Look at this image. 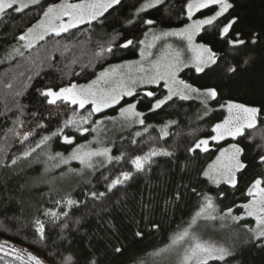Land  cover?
Returning <instances> with one entry per match:
<instances>
[{"label": "trees", "instance_id": "trees-1", "mask_svg": "<svg viewBox=\"0 0 264 264\" xmlns=\"http://www.w3.org/2000/svg\"><path fill=\"white\" fill-rule=\"evenodd\" d=\"M60 2L61 0H42L40 5L31 6L23 13L9 10L8 15L0 20V244L4 245L3 250H0V264H23V261L14 258L16 253L11 251L13 248L19 250L25 260V254L32 253L45 264H59L61 254L67 256L71 252L82 255L90 243L99 245L98 238L91 241L87 238L93 232H99L100 236L106 235L105 230L97 225L95 217H89L82 223L77 234L71 230L62 232L61 225L65 218L61 217L59 222L52 224L49 217L42 215L43 211H59L60 207L55 205V200L61 197L67 198L70 195L72 199L81 201L87 199L85 193L89 191H104L103 176L113 179L120 171H132L127 157L142 155L153 146L174 151L175 156L154 158L156 162L146 175L137 174L129 182L126 189L127 207L123 211H113L106 217L119 228L125 244L124 252L109 255L106 264H178L166 263L163 256L159 259L155 257L163 254L175 235L185 229H192L193 225L191 228L189 226L202 197L193 193L191 188L195 186L197 191L214 198L218 192H226L223 200L216 199L220 215L228 207L233 209V215H240L242 211L239 205L247 203L249 198L245 194L247 187L264 173V168L257 165V153L260 151L258 145L264 143L260 139L264 133V124L258 123L257 129L247 130L248 139L241 137L235 141L228 139L220 143L210 141L209 152L198 151L194 158L186 151L197 139L213 135L212 126L226 116L225 110L219 108V104L225 99L254 103L257 106L264 100V59L252 66H243L244 70L237 79L244 87L235 89L230 94L222 93L218 101H210V111L207 114L201 101L197 99L172 98L160 109L150 111L157 99L164 98L165 91L162 86L148 87L137 90L134 96L122 98L113 107L93 113L89 122L83 124L88 129L87 132L80 133L72 127L65 128L63 134L71 136L73 144H65L63 136H54L25 158L24 151L35 148L42 136H51L52 132L62 127L63 121L70 118L68 114L75 111L77 116L84 117L91 111L89 105L80 109L64 104L68 107L67 115L50 116L51 105L39 97L37 89L45 86H69L73 83L83 85L93 80L106 67L135 60L139 45L128 49L120 48L119 45L126 38L143 39V33L148 30V26L141 25L139 21L132 26H123V18L131 15L138 0H122L116 10L110 9L109 13H105L106 19L101 17L103 24L95 21L91 25L73 28L60 36L49 35L32 48L21 52L23 55H13L11 52L19 45L18 37L41 19L44 8L51 3ZM185 3L186 0H165L160 11L149 10L144 18L158 21L153 26L154 30L182 27L187 23ZM236 11L245 18L249 28L260 30L264 26V0H238ZM197 16L202 15L198 13ZM116 32L120 35L113 44V53L96 57L99 46L111 43ZM202 37H197L198 43L211 42L221 55H227L229 62L242 64L243 57H236L234 60L224 43L215 35L202 34ZM252 55L259 56L260 50L257 49ZM179 78L196 87L217 82L214 75L197 74L191 68L180 72ZM147 91H152L155 95L146 97L144 93ZM129 103H136V110L144 114L145 124H128L121 131H114L106 143L108 145H104L111 148L114 156L127 153L125 161L100 167L82 178L61 181L63 173L74 169V166H63L58 158L50 160L49 156H55L59 152L67 157L79 145L89 143L93 137L92 129L100 126L97 122L117 117L120 109L127 107ZM170 121L173 123L167 128L168 136L161 137L160 128ZM38 124L43 127H39L27 141L22 143L18 140L20 126L36 127ZM136 132L141 135L136 136ZM133 140L136 141L135 144L132 143ZM230 143H239L245 148L243 159L249 163V167L240 176L236 190L224 184L216 188L199 175L215 158L219 148ZM13 159L17 160L15 165L11 163ZM185 185L188 187L185 188ZM177 191L181 194L179 200L175 199ZM145 204L151 209L150 216H146L143 210ZM91 205L92 201H89V207ZM81 211L72 209L70 216L74 214L78 217ZM36 218L45 221L48 239L44 242L39 241L35 232L33 222ZM133 221L147 225L143 228L142 238L133 237L132 233L136 230ZM149 221L155 222L159 227L152 228ZM108 234L110 235V231ZM62 235L66 239H61ZM53 241L57 243L54 244ZM235 247L240 251L241 264H264V251L259 248L244 243ZM210 264L221 262L214 261Z\"/></svg>", "mask_w": 264, "mask_h": 264}, {"label": "snow or ice", "instance_id": "snow-or-ice-1", "mask_svg": "<svg viewBox=\"0 0 264 264\" xmlns=\"http://www.w3.org/2000/svg\"><path fill=\"white\" fill-rule=\"evenodd\" d=\"M40 4L41 0H0V20L8 15L9 10L15 13H23L30 6ZM121 4L122 0H80L79 3L61 0L60 3H51L43 9L41 19L28 27L18 39L25 42L23 45L25 49H30L35 42L43 40L47 35L60 36L61 33H67L70 29L77 28L82 24L91 25L94 21L103 24L104 20H101V17H105V13H109L110 9L116 10L117 6ZM162 5H165V0H138V4L134 7L131 15L123 18L122 23L125 27L132 26L137 21L141 25L148 26V30L143 33V39L126 38L119 45L123 49L134 48L139 45L140 60L112 65L100 72L97 78L87 85L73 83L69 86H45L37 89L39 97L48 105L66 102L71 105H78L80 109L89 104L92 108L88 115L84 117L77 116L73 111V115L65 119L62 127L52 132L51 136H42L36 143L35 148L24 151L23 156L25 158L54 136H63L65 144H73L74 139L63 134L65 128L72 127L77 132H87L88 129L84 128L83 124L89 122V118L93 113H99L105 108L118 104L124 96H134L136 88L141 85L158 84L160 81H164V86L167 88V95L163 99H157L152 104L150 111L160 109L174 96H178L181 100H187L194 95L200 99L205 114L210 111V101H218L222 93L227 92L230 94L233 90L244 87L237 79L241 71L244 70L243 66H252L258 60L264 59V26L260 30L249 28L245 18L236 11L238 0H186L184 12L190 23H186L179 28L156 31L153 26L157 25L158 21L152 18L145 19L144 14L148 13L149 10L160 11ZM196 13H201L203 18L193 19ZM202 34L204 36L215 35L219 41L224 43L228 53L232 54L234 60L236 57H243L242 64L240 62H229L227 55H221L212 46L211 42L197 43L196 38L202 37ZM119 35L120 33L116 32L111 43L101 44L95 56L104 57L105 54L113 53V44ZM172 37L184 42L185 47L183 49L176 48L168 43L169 38ZM158 43L161 49L160 55L153 59L151 49L156 48ZM257 49L260 50V55H252ZM15 51L23 55L19 49H15ZM187 67L193 68L197 74H212L217 82L204 87H196L191 83L178 79L179 73ZM122 69H128L129 71L123 72ZM132 69H135V71L133 72ZM102 84L114 86L101 87ZM262 88H264V82H262ZM144 95L151 98L155 93L147 91ZM219 108L225 110L227 115L221 122L212 126L211 133L214 135L197 139L192 146L186 149L191 157L194 158V154L198 151L209 152L210 141L219 143L229 137L234 141L241 137L248 139L247 130L257 129L258 123L264 124V100H261L257 106L254 103L225 99L223 103L219 104ZM136 109V103H129L127 107L120 109V116L129 124L144 125V114ZM100 123L102 121L97 122V124ZM171 123L173 122L170 121L160 128L161 137L168 136L167 128ZM38 127H43V125L38 124ZM92 130L96 131V128ZM145 131H147V127ZM34 134L33 132L25 134L22 143ZM135 135L140 136L141 133L136 132ZM260 139L264 141V133L261 134ZM132 143L135 144L136 141L133 140ZM258 147L260 151L257 153L259 157L257 165L264 168V143H261ZM111 153V148L91 149L85 145H79L73 149L68 157H64L62 153L57 152L55 156L50 155L49 159L58 158L64 164L69 163L71 160H78L83 168L95 170L98 165L107 167L114 162L119 164L121 161H125L127 156V153L124 152L118 156ZM244 155L245 148L239 143H232L221 149L215 160L203 168L199 175L208 183L215 185L216 188H220L221 184H224L236 190L240 176L249 167V163L243 159ZM174 156V151L154 146L142 155L128 156L127 159L130 161L133 170L120 171L113 179L103 176L104 191H89L85 193L87 199L81 201L72 199L70 195L67 198L61 197L55 200V205L60 207L59 211L45 209L42 215L49 217L52 224L59 222L61 217L65 218L61 225L62 232L71 230L79 234L82 223L86 222L89 217H95L97 225L104 229L106 233L105 236H100L99 232L91 233L87 238L90 241L98 238L99 245L90 243L82 255L71 252L67 256L61 254L59 264H106L109 255L122 254L125 250V244L121 239L120 230L106 217L113 211H123L127 207L128 192L126 189L135 175H146L156 162L154 159L156 157L174 158ZM11 163L15 165L17 160L13 159ZM184 187L187 188L188 185ZM191 191L197 196H201L202 202L199 203L198 211L193 216L189 228L196 224L199 219L205 221L220 219L223 221L230 218L234 223L244 219L243 216L233 215L231 207H228L227 211L220 215L216 199L223 200L227 195L226 192L220 191L217 193V197L214 198L207 193L197 191L195 186L191 188ZM245 194L250 199L247 203L239 205V207L243 209L247 217H251L255 221V227L246 228L248 238L244 241V244L253 245L264 251V173H261L259 178L250 183ZM180 198L181 194L177 191L175 199L179 200ZM89 201H92L91 207H89ZM65 208L68 210L65 211ZM72 209H81V215L78 217H75L74 214L70 216ZM143 210L146 216H150L151 209L149 205L145 204ZM149 222L152 228L159 227L155 222ZM33 223L39 241H46L48 236L45 221L36 218ZM133 223L136 228L132 233L133 237L142 238L144 236L143 228L147 225H141L135 221ZM71 226H74V228ZM109 231L110 235L108 234ZM61 239H66V237L62 235ZM53 243L55 244L57 241H53ZM185 244L187 246L183 247L179 264H210L214 261L221 262V264H241L240 251L234 245L225 246L203 241L200 237L191 233L189 229H185L172 238V246H183ZM3 248L4 245H0V250H3ZM11 251L16 253L14 258L23 261V264H45L42 259L32 253H26L25 260V256L20 255L19 250L13 248ZM7 254L5 253V255Z\"/></svg>", "mask_w": 264, "mask_h": 264}, {"label": "rangeland", "instance_id": "rangeland-1", "mask_svg": "<svg viewBox=\"0 0 264 264\" xmlns=\"http://www.w3.org/2000/svg\"><path fill=\"white\" fill-rule=\"evenodd\" d=\"M69 2L70 3H79L80 1L76 2L73 0H69ZM197 14L198 13H196L193 16V19L203 18V16H201V17L197 16ZM65 19H67V18H65ZM186 19H187V17H186ZM187 23H190V21L187 20ZM82 25H85V24H82ZM82 25H80V26H82ZM156 31H159V30H156ZM51 35H55V34H51ZM47 36H49V35H47ZM47 36H45V37H47ZM149 39H151V37H149ZM39 41L35 42L34 46ZM196 42H197V38H196ZM24 43H25L24 41L19 40L18 47H15L14 51H12L11 53L13 55L18 54L15 51V49H19L20 53L25 51V50H28V49H25L23 47ZM168 43L172 44L176 48L183 49L185 47L184 42L179 41L174 37L169 38ZM151 51L153 52L152 58L155 59L157 56L160 55V51H161L160 44L158 43L157 47L151 49ZM138 60H140L139 53H138V57L132 61H138ZM126 62H128V61H126ZM123 63H125V62H123ZM119 64H122V63H119ZM114 65H116V64H114ZM109 67H106L105 69H107ZM187 68H191V67H187ZM191 69H193V68H191ZM104 70H102V71H104ZM102 71H100V72H102ZM122 71L127 72L129 70L128 69H122ZM132 71L134 72L135 69H132ZM98 75H99V73H98ZM97 76L93 80H95L97 78ZM178 79H180L179 75H178ZM93 80H91V81H93ZM91 81L86 83V84H83V85H87V84L91 83ZM112 86H114V85H103V84L101 85V87H112ZM159 86H162V88L165 91V96H166L167 95V88L164 86V81H160L158 84H145V85L138 86L136 88V91L140 90V89L148 88V87H159ZM124 97H128V96H124ZM124 97H122V98H124ZM173 98L179 99L178 96H174ZM189 99L200 100V99L196 98L194 95L192 97H190ZM64 104L71 105V104L66 103V102H57L56 105H51L50 116L61 117L63 115H67L66 111H67L68 107L65 106ZM74 106L79 108L78 105H74ZM85 106H87V105H85ZM89 106H91V105L89 104ZM91 108H92V106H91ZM106 109H108V108H105L104 110H106ZM72 114L73 113L68 114V115L71 117ZM226 115H227V113H226ZM100 121H102V123H100L99 128H97L96 131L93 132V137L91 138L90 142L84 144L85 146H87V148H91V149H97V148H102V147L104 148L105 147L104 145H108L106 143L108 142L109 138L113 135L114 131H116V132L121 131L122 128H125L126 125L129 124L127 121H125L123 118H121L120 112H119L118 116L115 117L114 119H109V118L105 119L104 118V119H101ZM136 124H138V123H136ZM131 125H134V124H129V126H131ZM38 128H39L38 126H36V127L20 126L19 132H18V140L22 141V138L25 134H27L29 132L34 133L37 131ZM228 139H231V138L229 137V138H226L222 141H225ZM222 141H220V142H222ZM214 143H216V142H214ZM230 144H232V143H230ZM230 144H226L225 146H222L221 148H219V151L223 148L228 147ZM109 147H110V144H109ZM219 151L217 152V155H219ZM216 156H215V158H216ZM215 158L213 160H215ZM61 165H63V166L73 165L74 166V169H68L66 172L63 173V175L60 178L61 181H69L72 179L82 178V176L85 177L87 174H91L100 168L99 165L97 166V168L95 170L83 168V166L79 163L78 160H71L67 164H64L61 162ZM249 199L250 198H248V200ZM241 211H242V213L238 216H243L244 219H242L238 223L232 222L230 218L227 220H223V221L220 219H217L216 221H205L203 219H199V220H197L196 224L193 225L192 229L189 231L191 233L195 234L196 236L200 237V239L203 241L213 242V243H217L220 245H225V246L234 245V246H236L240 243H244V241H246L248 238L246 228L247 227H255V221L251 217H247L244 214V211L242 208H241ZM0 245H3V244H0ZM186 246H187L186 244L183 246H180V245L172 246V241H171L170 246L163 252V254H159V256H157L155 258L159 259L160 256H163L164 259L166 260V263L167 262H172V263L177 262L179 264L180 257L183 254V247H186Z\"/></svg>", "mask_w": 264, "mask_h": 264}, {"label": "bare ground", "instance_id": "bare-ground-1", "mask_svg": "<svg viewBox=\"0 0 264 264\" xmlns=\"http://www.w3.org/2000/svg\"><path fill=\"white\" fill-rule=\"evenodd\" d=\"M185 22V21H184ZM64 41V40H63ZM70 42V41H69ZM194 112V111H193ZM156 132V131H155ZM147 135V134H146ZM163 143V142H162ZM167 145V144H166Z\"/></svg>", "mask_w": 264, "mask_h": 264}]
</instances>
